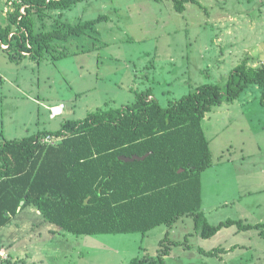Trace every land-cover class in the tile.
<instances>
[{
  "label": "rangeland",
  "instance_id": "374dc122",
  "mask_svg": "<svg viewBox=\"0 0 264 264\" xmlns=\"http://www.w3.org/2000/svg\"><path fill=\"white\" fill-rule=\"evenodd\" d=\"M17 2L0 0V26L9 23ZM183 7L178 11L173 0H91L34 17L38 32L56 29L57 22L100 21L83 37L52 42L55 49L40 58L13 60L0 49V145L56 131L96 109L132 104L147 89L166 107L203 84L223 89L244 60L253 68L264 65V0H193ZM260 95L250 85L202 120L214 164L201 174V211L212 226L228 220L264 224ZM58 105L62 114L51 119L49 108ZM34 211L24 209L0 235V264H129L134 258L153 264H264V235L255 228L234 225L204 239L194 217L184 216L171 228L161 225L144 235L75 236ZM166 247L168 254L160 256ZM218 248L226 252L210 257L198 251Z\"/></svg>",
  "mask_w": 264,
  "mask_h": 264
},
{
  "label": "trees",
  "instance_id": "16d2710c",
  "mask_svg": "<svg viewBox=\"0 0 264 264\" xmlns=\"http://www.w3.org/2000/svg\"><path fill=\"white\" fill-rule=\"evenodd\" d=\"M89 1L18 0L9 23L0 26L4 51L13 60L23 53L35 59L54 50L56 40L83 37L99 19L76 25L57 22L56 29L38 32L34 17ZM189 1L173 0L180 12ZM250 85L260 89L264 107V65L253 68L244 60L230 72L223 89L203 84L166 107L147 89L132 104L96 109L81 120L65 121L56 131L5 141L0 145V230L20 211L33 208L43 222L75 236L144 235L161 225L171 228L184 216L194 217L204 239L234 225L264 235V224L228 220L212 226L201 211V174L214 164L202 120L213 106L238 99ZM60 135L56 145L41 141ZM134 157L138 160H124ZM168 251L166 247L160 256ZM198 251L210 257L226 252ZM144 262L154 263L134 258L129 264Z\"/></svg>",
  "mask_w": 264,
  "mask_h": 264
},
{
  "label": "built area",
  "instance_id": "2783aa9c",
  "mask_svg": "<svg viewBox=\"0 0 264 264\" xmlns=\"http://www.w3.org/2000/svg\"><path fill=\"white\" fill-rule=\"evenodd\" d=\"M12 35H10L9 37H11ZM0 49L1 50H6L7 46L5 44L0 43ZM24 55H27L26 53H23ZM58 113H55L53 110L51 111V116L55 117L57 116ZM63 136H47L45 138H43L41 141L45 144H49V145H56L57 143H59L62 140Z\"/></svg>",
  "mask_w": 264,
  "mask_h": 264
},
{
  "label": "crops",
  "instance_id": "0c3cea01",
  "mask_svg": "<svg viewBox=\"0 0 264 264\" xmlns=\"http://www.w3.org/2000/svg\"><path fill=\"white\" fill-rule=\"evenodd\" d=\"M3 51H4V50H3ZM0 77H2V76H1V72H0ZM57 107H61V109H63V106H62V105L53 106V107H50V108H49V116H50L51 119H54V118L56 117V116H55V117H52V116H51V111H52L54 108H57ZM61 114H62V111H61V113H58L57 116H59V115H61ZM21 212H22V211H20V212L17 214V216L12 220V223H11L10 225L6 226L5 228H8V229H9V228L12 226L13 221H14L15 219L18 220V218H19ZM34 212H35V213L40 217V219L43 221V219H42L40 213H39L38 211H36V210H35ZM17 220H16V221H17ZM16 221H15V222H16ZM42 221H41V222H42ZM15 222H14V223H15ZM5 228H3V229L0 230V235L5 231V230H4ZM9 230H10V229H9ZM0 247L4 249L3 246H0ZM2 252L4 253L5 251L3 250ZM6 252H7V251H6ZM4 254H5V253H4ZM8 254H9V252H8ZM9 255H10V254H9ZM31 262H32V261H31Z\"/></svg>",
  "mask_w": 264,
  "mask_h": 264
},
{
  "label": "bare ground",
  "instance_id": "6f19581e",
  "mask_svg": "<svg viewBox=\"0 0 264 264\" xmlns=\"http://www.w3.org/2000/svg\"><path fill=\"white\" fill-rule=\"evenodd\" d=\"M53 111H54L55 113H61V112H60V108H59V107H57V108H54V109H53Z\"/></svg>",
  "mask_w": 264,
  "mask_h": 264
},
{
  "label": "water",
  "instance_id": "95a60500",
  "mask_svg": "<svg viewBox=\"0 0 264 264\" xmlns=\"http://www.w3.org/2000/svg\"><path fill=\"white\" fill-rule=\"evenodd\" d=\"M125 161H133V160H138L137 157H134L132 160L124 159Z\"/></svg>",
  "mask_w": 264,
  "mask_h": 264
}]
</instances>
